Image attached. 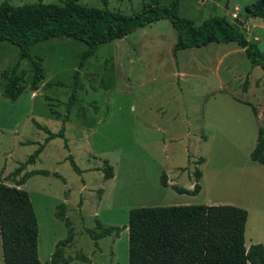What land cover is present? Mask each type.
<instances>
[{
  "label": "rangeland",
  "instance_id": "374dc122",
  "mask_svg": "<svg viewBox=\"0 0 264 264\" xmlns=\"http://www.w3.org/2000/svg\"><path fill=\"white\" fill-rule=\"evenodd\" d=\"M35 1L9 0L13 6ZM64 1L42 0L58 5ZM151 1L108 0V7L129 15ZM157 1L169 5L172 0ZM253 1L178 0L177 13L195 25L210 16L235 23L232 14H244ZM78 2L101 7L100 0ZM241 30L264 55V21L248 17ZM175 42V28L160 19L100 44L79 70L76 99L64 120L86 44L68 37L35 43L31 58L40 62L44 78L32 90L31 61L21 60L17 74L25 90L12 101L1 93L19 60V49L0 41V177L41 145L24 171H49L31 175L20 186L28 192L37 217L41 264H50L56 242L67 235L66 226L55 217L60 203H65L75 233L64 255L82 252L90 260L70 264H128L126 228L117 237L99 239L97 246L87 230L95 229L97 220L106 226L126 225L129 210L136 207H241L247 211L245 246H264V164L249 157L258 127H264V70L233 42L174 51ZM61 129L68 149L62 137L46 140ZM200 157L204 162L198 164ZM104 159L113 167L111 179L105 180L98 169ZM196 169L202 172L197 195L171 188L192 189ZM162 172L168 187L160 183Z\"/></svg>",
  "mask_w": 264,
  "mask_h": 264
},
{
  "label": "trees",
  "instance_id": "16d2710c",
  "mask_svg": "<svg viewBox=\"0 0 264 264\" xmlns=\"http://www.w3.org/2000/svg\"><path fill=\"white\" fill-rule=\"evenodd\" d=\"M101 7L86 6L78 0H65L63 5L45 4L42 0L13 6L9 0L0 3V41L6 40L19 49V60L11 67L2 96L15 101L25 90L21 75L17 74L20 61L27 59L32 64L30 87L36 90L44 78V70L37 60H32L30 49L39 42L52 37H68L86 44L78 69L74 73V86L68 102L66 120L75 101L79 70L86 58L93 55L102 43L121 39L127 34L160 19H167L176 30L174 51L199 47L210 42L236 43L246 57L264 70V55L255 42L250 41L241 30L244 24L239 17L230 23L225 16H210L200 25L178 15V0L161 5L157 0L144 2L140 11L124 14L111 10L108 0H100ZM248 17L264 21V0H255L244 7ZM8 73V72H5ZM254 114L257 113L253 108ZM64 139L63 129L49 133L46 140L54 137ZM41 145L25 162L4 177H0V242L3 264H41L37 252V217L26 190L21 188L33 174L48 175L47 170L25 172L42 150ZM252 161L264 164V127L259 126L256 144L249 154ZM73 170L82 171L72 156L68 155ZM204 158L197 160L198 164ZM103 178L114 176L108 160H102ZM57 175V174H55ZM200 169L195 170L192 189L171 185L179 194L197 195L201 190ZM160 183L168 187L165 172ZM55 217L67 228V235L56 242L50 256V264H70L73 260L89 262L82 252L65 256V248L74 240L73 223L66 216V205L56 206ZM247 211L234 205H180L136 207L128 212V221L123 226H106L99 220L95 229L87 233L97 246L101 238L117 237L121 230L128 231V264H264V246L253 243L245 246ZM98 230V231H96Z\"/></svg>",
  "mask_w": 264,
  "mask_h": 264
},
{
  "label": "water",
  "instance_id": "95a60500",
  "mask_svg": "<svg viewBox=\"0 0 264 264\" xmlns=\"http://www.w3.org/2000/svg\"><path fill=\"white\" fill-rule=\"evenodd\" d=\"M248 17L247 13L242 14L239 19L243 22Z\"/></svg>",
  "mask_w": 264,
  "mask_h": 264
},
{
  "label": "built area",
  "instance_id": "2783aa9c",
  "mask_svg": "<svg viewBox=\"0 0 264 264\" xmlns=\"http://www.w3.org/2000/svg\"><path fill=\"white\" fill-rule=\"evenodd\" d=\"M232 17H233V18H236V17H237V14H236V13H233V14H232Z\"/></svg>",
  "mask_w": 264,
  "mask_h": 264
},
{
  "label": "crops",
  "instance_id": "0c3cea01",
  "mask_svg": "<svg viewBox=\"0 0 264 264\" xmlns=\"http://www.w3.org/2000/svg\"><path fill=\"white\" fill-rule=\"evenodd\" d=\"M247 19H248V17L245 20H247Z\"/></svg>",
  "mask_w": 264,
  "mask_h": 264
}]
</instances>
